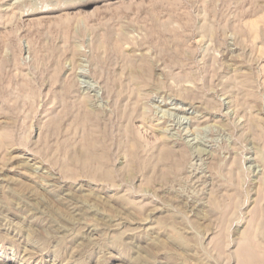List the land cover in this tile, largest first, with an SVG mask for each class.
I'll return each mask as SVG.
<instances>
[{
  "label": "rangeland",
  "instance_id": "1",
  "mask_svg": "<svg viewBox=\"0 0 264 264\" xmlns=\"http://www.w3.org/2000/svg\"><path fill=\"white\" fill-rule=\"evenodd\" d=\"M0 264H264V0H0Z\"/></svg>",
  "mask_w": 264,
  "mask_h": 264
},
{
  "label": "bare ground",
  "instance_id": "2",
  "mask_svg": "<svg viewBox=\"0 0 264 264\" xmlns=\"http://www.w3.org/2000/svg\"><path fill=\"white\" fill-rule=\"evenodd\" d=\"M117 83V82H116ZM114 84V83H113ZM117 85V84H116ZM116 87V86H115ZM115 95H116V93H115ZM119 97L121 96V92L120 93H118L117 94ZM83 102H85V101H83ZM86 103V102H85ZM87 104V103H86ZM78 110H81V109H78ZM84 112V111H83ZM86 114V113H85ZM116 115V114H115ZM170 115V114H169ZM81 119L82 120H84V123H85V128H87V134L88 135H91V136H94V134H95V131L94 130H92V129H95V128H91V129H89V123H90V121H93L94 123L96 122V121H98V120H96L95 121V119H94V117L91 115V114H86V115H84L82 112H81ZM101 121V120H100ZM92 122V123H93ZM118 122V121H117ZM100 123V122H99ZM115 126H116V123H115ZM114 126V127H115ZM118 126V125H117ZM94 127H96V125L94 126ZM120 127V126H119ZM96 128H98V126L96 127ZM101 127H99V129H100ZM105 128H106V126H105ZM108 128H109V126H108ZM107 128V129H108ZM118 128V127H117ZM101 130H104V129H101ZM104 131H106V130H104ZM111 131V130H110ZM116 131V130H115ZM103 132V131H102ZM112 132V131H111ZM111 132H105L102 136L103 137H98L99 138V140H101V142H103V144H105V143H107V141L110 139V137L112 136V135H110V133ZM113 133V132H112ZM117 133H118V130H117ZM119 134V133H118ZM117 134V135H118ZM100 135H101V133H100ZM114 135V137L116 136L115 135V133L113 134ZM121 135V134H120ZM122 136H124V137H126V135L124 134V135H122ZM114 137L112 138V139H114ZM93 138V137H92ZM94 139V138H93ZM117 141V140H116ZM119 141H120V139H119ZM89 142V141H88ZM87 144V143H86ZM93 147V146H92ZM93 151V150H92ZM87 157V156H86ZM89 157V156H88Z\"/></svg>",
  "mask_w": 264,
  "mask_h": 264
}]
</instances>
